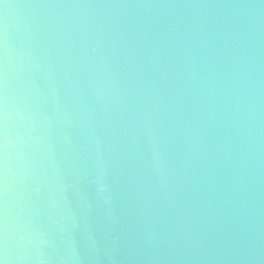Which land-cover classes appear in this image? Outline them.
Returning <instances> with one entry per match:
<instances>
[{"label": "water", "instance_id": "95a60500", "mask_svg": "<svg viewBox=\"0 0 264 264\" xmlns=\"http://www.w3.org/2000/svg\"><path fill=\"white\" fill-rule=\"evenodd\" d=\"M0 264H264V0H0Z\"/></svg>", "mask_w": 264, "mask_h": 264}]
</instances>
